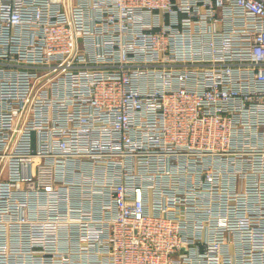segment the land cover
<instances>
[{"label":"built area","instance_id":"built-area-1","mask_svg":"<svg viewBox=\"0 0 264 264\" xmlns=\"http://www.w3.org/2000/svg\"><path fill=\"white\" fill-rule=\"evenodd\" d=\"M0 264H264V0H0Z\"/></svg>","mask_w":264,"mask_h":264}]
</instances>
